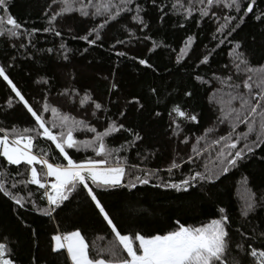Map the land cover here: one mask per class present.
Returning <instances> with one entry per match:
<instances>
[{"label": "trees", "instance_id": "16d2710c", "mask_svg": "<svg viewBox=\"0 0 264 264\" xmlns=\"http://www.w3.org/2000/svg\"><path fill=\"white\" fill-rule=\"evenodd\" d=\"M174 2L175 0H156L155 3L153 0H135L131 7L135 8L138 4L142 8L140 16L148 27L140 31L143 26L135 24L131 19L134 13H129L120 24L113 22L112 27L102 31V39L89 46L85 41L73 37L87 34L91 27L100 22V18L93 20L75 12L66 14L54 22L55 28L61 33L56 36L52 32L43 31L48 26L47 17L52 11L48 8L51 0H8V13L22 24L23 30L30 31L34 28L37 31L29 39L21 36L15 41V47L12 41L0 37V66L5 67L10 78L36 109L40 108L43 98L47 96L52 106L77 119L85 120L97 127L98 131L104 130L108 119H114L123 123L126 128L139 132L142 140L118 153L129 165L160 170L158 175L171 181L182 179L189 174L190 169L203 172L206 170L205 166L214 176H219L211 184H197L187 193L152 187V184L159 182L155 179L149 185H138L131 191L124 188L99 192L98 198L122 234L132 237L136 233L146 236L164 234L175 228L177 221L185 226H202L212 219H218V209L223 207L230 217L232 254L242 264H252L253 258L246 252L242 253L236 245L243 243L247 249L250 244L258 251L264 250V144L255 147L253 153L248 154L226 174H220L216 163L219 147L211 143L212 136L196 145L200 150L198 158L192 152V146L208 127L215 126L218 134L225 135L230 130L227 123L218 122L219 106L210 103L209 96L220 87L213 79L214 75L230 74L228 69L232 58L229 53L234 45H241L237 51L244 52L251 65L264 64V21L255 18L264 13V0H256L253 12L245 16L243 21L238 19L243 11L237 13L234 9L220 6L214 7L216 16L213 18L201 19L198 9H194L192 15L185 18L183 9L173 12ZM180 2L184 7L189 6L187 0ZM248 2L250 0H241L242 8ZM3 15V11H0V16ZM225 15L237 19L223 33H218L216 28L219 23L224 22ZM181 24L184 27H180ZM231 27H235V31L227 36ZM125 28L134 34L135 39L129 38ZM189 35L193 37L189 54L177 63V53ZM144 36L149 39L145 40ZM117 40L125 43L118 44ZM221 40L224 42L220 43ZM20 43L27 47L20 48ZM61 43L67 51L60 48ZM153 43L159 46L149 51ZM48 49L53 51L49 53ZM118 51H123L126 55L117 56ZM204 55L209 56L207 64L200 63ZM139 59H145L151 67L141 66ZM9 64L12 67H8ZM196 75L207 83L197 81L194 78ZM42 80H47L48 83H37ZM113 83L117 85L115 90L111 87ZM72 88L81 97L87 91L107 111L98 112L93 117L89 105L80 107L79 97L70 99L59 95ZM186 91L192 95L186 97ZM9 98L13 99L11 108L7 106ZM174 105H180L189 114H196L198 117L197 124L177 117L181 124L179 136H174L170 127L172 117L169 112ZM121 112L125 116L121 117ZM157 112L160 113L159 116L156 115ZM45 116L51 119L50 113ZM30 119L6 83L0 80V127L11 129L16 126L22 129L30 126ZM31 123L34 124V121ZM240 131H246V126L239 125L237 133ZM74 135L78 140H86L92 134L79 131ZM185 137L189 141L187 144L181 142ZM131 139L127 132H121L109 137L107 143L110 148H118ZM252 140H255L254 134L250 136L249 142ZM41 144L46 146L50 142ZM242 146L243 142L238 145ZM52 150L59 157L54 146ZM68 151L77 161L94 157L91 151ZM190 155L193 156L192 163L181 162H186ZM62 159L59 157V160ZM173 160L180 163L181 167L179 170L174 169L169 177L165 169ZM10 171L14 177V167L10 166ZM8 183H11V178ZM29 187L35 193L32 199L41 208L46 207V202L39 199L41 193L36 192L35 186ZM239 188L245 189L256 203L254 211L247 217L241 216ZM20 194L27 195V192L21 191ZM14 208L11 201L0 195V235L7 236L11 241L10 247L14 249L16 264H70L63 251L51 252V236L57 233L79 230L89 245L91 255L114 242L111 230L84 191L73 193L51 216L42 215L32 209L31 204L27 206V211H13ZM237 228L239 232L236 231ZM241 232L243 236L240 235Z\"/></svg>", "mask_w": 264, "mask_h": 264}, {"label": "snow or ice", "instance_id": "6c2138e0", "mask_svg": "<svg viewBox=\"0 0 264 264\" xmlns=\"http://www.w3.org/2000/svg\"><path fill=\"white\" fill-rule=\"evenodd\" d=\"M155 2L156 0H153V3ZM187 3L189 6L184 7L180 0H175L172 4L173 12L183 9L184 16L187 18L192 15L194 9H198L201 19L204 17L213 18L216 16L214 7L220 6L224 9H234L237 13L243 11V15L238 17L243 21L245 16L253 12L256 0H250L243 8L241 0H187ZM133 4H135V0H51L48 8L52 11L47 17L48 26L43 31L60 36L61 33L55 28L54 22L59 17L73 12L93 20L100 18V22L91 27L87 34L73 37L85 41L89 46L102 39V31L112 27L113 22L120 24L129 13H134L131 19L135 24L142 25L143 27L139 30L143 31L148 25L140 16L142 8L138 4L133 8L131 7ZM54 5L56 7H53ZM0 11L4 13L3 16H0V37H6L12 41L14 47L15 41L21 36L29 39L37 31L34 28L30 31L23 30L22 24L8 13V0H0ZM255 18L264 21V13ZM236 19L237 17L225 15L224 22L219 23L216 32L223 33ZM197 26H199V21H197ZM180 27H184V25L181 24ZM125 31L129 38L135 39L130 30L125 28ZM233 31H235V27L230 28L227 36H230ZM227 36H225V40ZM213 38H216L215 35ZM144 39L147 40L149 37L144 36ZM223 42L224 40L220 41V43ZM116 43L123 44L125 41L117 40ZM192 44L193 37L189 35L184 46L177 53V63L189 54ZM158 46L153 43L149 51ZM19 47L27 46L20 43ZM240 47L241 45L236 43L229 53L232 58L231 67L228 69L230 74L214 75L213 79L219 83L220 87L209 96V102L219 106L218 122L220 124L227 123L230 130L225 135L218 134L215 126L208 127L202 136L197 137L196 144L192 146V152L198 158L200 150L196 145L212 136L211 143L219 147L216 163L219 166L220 174L228 173L248 154L253 153L255 147L264 144V64L251 65L247 55L237 51ZM60 48L65 49L63 43L60 44ZM47 51L51 53L53 49ZM116 55L122 57L126 53L118 51ZM208 58V55H204L200 63L207 64ZM138 63L145 68L151 67L145 59H139ZM8 67H12V65L9 64ZM194 78L201 83H207L199 75ZM0 80L6 83L11 93L14 94L15 100L23 106L31 118L30 126L22 129L16 126L11 129L0 127V158H2L0 159V195L11 201L15 206L13 211L17 209L27 211V206L31 204L32 209L44 216H51L65 201L69 200L73 193L84 191L114 236V242L97 250L95 255H91L89 245L79 230L64 234L57 233L51 236V252L61 253L63 251L70 264H242V261L232 254L230 217L223 207L218 209V219H212L202 226H185L177 221V226L164 234L146 236L136 233L132 237L122 234L118 230L110 213L98 198L101 191L124 188L131 191L138 185H149L154 179L159 182L152 184V187L187 193L197 184H211L214 179H219L218 175L214 176L207 170V166L203 172L190 169L189 174L178 181L164 180L158 175L160 170L141 169L135 164L129 165L125 158L118 155V153L136 145L137 141L142 140L139 132L126 128L123 123H118L114 119H108L106 127L101 125L104 130L98 131L97 127L91 126L85 120L77 119L61 112L58 107L52 106L48 102L47 96L43 98L44 102L40 108L36 109L25 98L3 66H0ZM37 83L47 84L48 81L42 80ZM111 87L115 90L117 85L113 83ZM59 95L67 96L70 99L79 97L80 107L84 108L86 104L89 105L93 117H96L98 112L107 111L87 91L82 97L75 88L65 90ZM184 95L188 97L192 93L186 91ZM135 102L139 103V101ZM130 103L132 102L130 101ZM7 106L9 108L13 106L12 98L8 99ZM46 113L51 114V119L46 118ZM156 115L159 116L160 113L157 112ZM120 116H125V113L121 112ZM169 116L172 117L170 127L174 136L181 134V124L177 121V117L193 124L198 123L197 115L189 114L180 105H174ZM32 121L34 124L31 123ZM239 125H245L246 131L237 133ZM79 131L91 133V138L78 140L74 133ZM121 132H127L132 139L126 144H121L118 148H110L107 143L108 138ZM253 134L255 140L249 142V138ZM41 142H50V144L42 146ZM181 142L187 144L189 141L185 137ZM241 142H243V146L238 147ZM52 146L59 157L63 158L62 161L53 154ZM72 149L77 152L91 151L94 157L77 161L71 157L68 151ZM181 162L192 163L193 156L190 155L186 162ZM10 166L15 169L14 177ZM180 167L181 164L173 160L165 171L171 177L173 170H179ZM130 168L132 171H129ZM9 178H11L10 184L8 183ZM29 186H35L36 192L41 193L39 199L46 202V207L41 208L37 201L32 199L35 193ZM21 191H26L27 195H21ZM255 207V200L249 195L244 201L241 216L247 217ZM236 231L240 230L237 228ZM240 235L244 234L241 232ZM10 244L11 241L7 236L0 235V264H16L14 249L10 247ZM236 247L242 253L246 252L253 258L252 264H264V250L258 251L249 244L247 249H251V251H247L243 243L237 244Z\"/></svg>", "mask_w": 264, "mask_h": 264}, {"label": "rangeland", "instance_id": "374dc122", "mask_svg": "<svg viewBox=\"0 0 264 264\" xmlns=\"http://www.w3.org/2000/svg\"><path fill=\"white\" fill-rule=\"evenodd\" d=\"M238 195H239V199L242 203V207H243L244 201L249 195H248L247 191H245V189H243V188H239Z\"/></svg>", "mask_w": 264, "mask_h": 264}]
</instances>
